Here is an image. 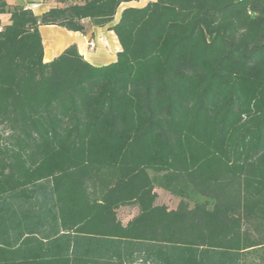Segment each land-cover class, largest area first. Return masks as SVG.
Returning a JSON list of instances; mask_svg holds the SVG:
<instances>
[{
  "label": "trees",
  "instance_id": "trees-1",
  "mask_svg": "<svg viewBox=\"0 0 264 264\" xmlns=\"http://www.w3.org/2000/svg\"><path fill=\"white\" fill-rule=\"evenodd\" d=\"M43 1L0 0V264H264V0L125 8L101 67L39 28L136 0Z\"/></svg>",
  "mask_w": 264,
  "mask_h": 264
},
{
  "label": "crops",
  "instance_id": "crops-1",
  "mask_svg": "<svg viewBox=\"0 0 264 264\" xmlns=\"http://www.w3.org/2000/svg\"><path fill=\"white\" fill-rule=\"evenodd\" d=\"M33 1L35 0H5L9 7L25 5L27 2L30 3ZM142 1H144L143 4L135 1L121 4L113 23L102 28L91 27L85 34L67 31L58 26L40 27L39 33L43 46V62H51L70 46H75L79 55L92 66L101 67L115 62L116 55L120 52L121 47L115 34L110 30V27L118 22L120 14L125 8H141L153 0ZM52 6V4L44 3L37 11L32 10L29 6H27V8L31 9L34 15L39 16L48 11ZM1 16H6V18H8L7 15H0V17ZM91 40H93L96 45L94 50H89L88 48V42Z\"/></svg>",
  "mask_w": 264,
  "mask_h": 264
},
{
  "label": "rangeland",
  "instance_id": "rangeland-1",
  "mask_svg": "<svg viewBox=\"0 0 264 264\" xmlns=\"http://www.w3.org/2000/svg\"><path fill=\"white\" fill-rule=\"evenodd\" d=\"M135 2H140V3H144V1H138L136 0ZM37 3L38 6L37 7H32V4ZM44 1L43 0H35L33 2L30 3H25V5L29 6L32 8V10L37 11L39 9V7L43 4L44 5ZM7 18L6 16H1L0 17V23L4 24L6 23ZM92 26H90L89 24L86 23V31L90 30ZM156 199H155V204L157 206H162L165 207L167 209H174L177 206L178 200L175 199L173 196L169 195L167 192H164L160 189L156 190ZM137 214V208L136 207H126V208H121L117 211V217L116 219L121 220L123 222H125L126 220L130 219L131 217H133L134 215Z\"/></svg>",
  "mask_w": 264,
  "mask_h": 264
},
{
  "label": "built area",
  "instance_id": "built-area-1",
  "mask_svg": "<svg viewBox=\"0 0 264 264\" xmlns=\"http://www.w3.org/2000/svg\"><path fill=\"white\" fill-rule=\"evenodd\" d=\"M37 6H38L37 3L32 4V7H37ZM95 47H96V45H95V43H94L93 40H91V41L88 42V48H89V50H94Z\"/></svg>",
  "mask_w": 264,
  "mask_h": 264
}]
</instances>
